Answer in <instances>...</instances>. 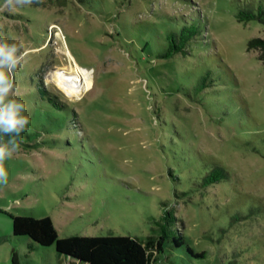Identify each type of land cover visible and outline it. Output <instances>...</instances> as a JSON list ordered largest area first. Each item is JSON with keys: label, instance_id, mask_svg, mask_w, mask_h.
Returning <instances> with one entry per match:
<instances>
[{"label": "rangeland", "instance_id": "1", "mask_svg": "<svg viewBox=\"0 0 264 264\" xmlns=\"http://www.w3.org/2000/svg\"><path fill=\"white\" fill-rule=\"evenodd\" d=\"M259 5L42 0L8 9L0 0V40L25 53L11 98L31 120L5 162L0 256L13 243L20 264L61 263L53 245L29 252L11 242L10 215L48 216L59 237L145 240L168 209L186 244L205 257L168 248L160 254L166 264H264V62L247 46L264 39V24L237 19ZM186 24L199 36L162 57L167 35ZM72 64L90 71L77 98L51 81ZM37 82L75 112V127L34 98ZM212 161L227 177L203 187Z\"/></svg>", "mask_w": 264, "mask_h": 264}, {"label": "trees", "instance_id": "2", "mask_svg": "<svg viewBox=\"0 0 264 264\" xmlns=\"http://www.w3.org/2000/svg\"><path fill=\"white\" fill-rule=\"evenodd\" d=\"M237 19L241 22L257 20L264 24V8L259 5L256 11L240 10ZM198 36L193 25H183L178 33L171 32L167 35V49L161 56L169 57L182 51L184 46L196 40ZM247 46L250 50L258 51L259 60L264 62V39L251 38ZM31 90L36 100H41L53 113L57 112L63 116L64 126H76L75 112L68 109L59 98L50 96L40 82L33 84ZM23 134L28 133H22V139ZM209 165L200 181L203 187L227 177V172L217 163L212 161ZM10 220L11 242L14 240L24 243L29 252L38 247L53 245L56 253L62 257L59 258L60 264H166L168 257L162 261L160 254L168 248L170 251L182 248L185 255L191 258L205 257L204 251L196 252L186 244L180 230V220L173 210L168 209H165L160 220L156 221V235L148 236L145 240L137 236L120 235L59 237L52 219L48 216L37 218L32 215H10ZM10 244V264H20L17 246Z\"/></svg>", "mask_w": 264, "mask_h": 264}, {"label": "clouds", "instance_id": "3", "mask_svg": "<svg viewBox=\"0 0 264 264\" xmlns=\"http://www.w3.org/2000/svg\"><path fill=\"white\" fill-rule=\"evenodd\" d=\"M40 2L42 0H4V6L15 9ZM24 57L25 53L16 44L0 40V185L8 183L9 172L5 162L19 150L22 133L28 130L31 123L26 114V104L11 98L15 88V72ZM4 137H7L6 141Z\"/></svg>", "mask_w": 264, "mask_h": 264}, {"label": "bare ground", "instance_id": "4", "mask_svg": "<svg viewBox=\"0 0 264 264\" xmlns=\"http://www.w3.org/2000/svg\"><path fill=\"white\" fill-rule=\"evenodd\" d=\"M51 81L66 96L77 98L90 85V71L72 64L67 70H55Z\"/></svg>", "mask_w": 264, "mask_h": 264}, {"label": "crops", "instance_id": "5", "mask_svg": "<svg viewBox=\"0 0 264 264\" xmlns=\"http://www.w3.org/2000/svg\"><path fill=\"white\" fill-rule=\"evenodd\" d=\"M6 238H8V235L6 236ZM10 250H11V246L8 243H6L3 255L1 254V256H0V259H2L3 263H7V262L9 263V261H10ZM18 252H19V250H18Z\"/></svg>", "mask_w": 264, "mask_h": 264}]
</instances>
